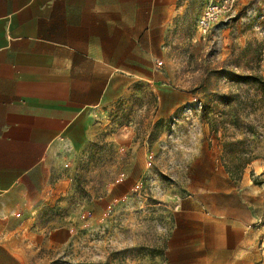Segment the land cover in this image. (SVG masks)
I'll use <instances>...</instances> for the list:
<instances>
[{
	"label": "rangeland",
	"instance_id": "374dc122",
	"mask_svg": "<svg viewBox=\"0 0 264 264\" xmlns=\"http://www.w3.org/2000/svg\"><path fill=\"white\" fill-rule=\"evenodd\" d=\"M224 1L178 0L180 13L155 58L158 80L140 77L128 99L95 118L88 141L56 152L57 197L36 221L68 227L73 238L43 264H169L170 241L188 222L178 215L196 194L187 180L198 167L200 121L211 128L209 144L224 141L219 163L232 184L200 196L198 214L242 216L244 258L264 264V176L252 166L264 159V0ZM168 91L186 92L190 103L160 114Z\"/></svg>",
	"mask_w": 264,
	"mask_h": 264
},
{
	"label": "crops",
	"instance_id": "0c3cea01",
	"mask_svg": "<svg viewBox=\"0 0 264 264\" xmlns=\"http://www.w3.org/2000/svg\"><path fill=\"white\" fill-rule=\"evenodd\" d=\"M179 13L178 0H0V264L52 263L69 245L72 229L36 221L57 197L53 157L88 141L95 118L128 99L140 77L158 80L157 51ZM189 103L186 92L168 91L158 109L174 115ZM199 125L198 167L187 180L196 194L178 215L188 222L174 233L168 262L251 264L242 216L198 214L200 196L232 184L219 163L224 141L209 144L210 126ZM252 166L264 176V159Z\"/></svg>",
	"mask_w": 264,
	"mask_h": 264
},
{
	"label": "built area",
	"instance_id": "2783aa9c",
	"mask_svg": "<svg viewBox=\"0 0 264 264\" xmlns=\"http://www.w3.org/2000/svg\"><path fill=\"white\" fill-rule=\"evenodd\" d=\"M229 2H230L229 0H225L224 1L225 4H228ZM231 2L233 3L234 0H231ZM210 20H211L210 15H206L200 21V25L199 26L204 29V33L205 34L207 33V30L209 29ZM199 108H202V104L201 103L198 104V110H199ZM189 111H192V109H189Z\"/></svg>",
	"mask_w": 264,
	"mask_h": 264
},
{
	"label": "trees",
	"instance_id": "16d2710c",
	"mask_svg": "<svg viewBox=\"0 0 264 264\" xmlns=\"http://www.w3.org/2000/svg\"><path fill=\"white\" fill-rule=\"evenodd\" d=\"M259 80H261V79H259Z\"/></svg>",
	"mask_w": 264,
	"mask_h": 264
}]
</instances>
